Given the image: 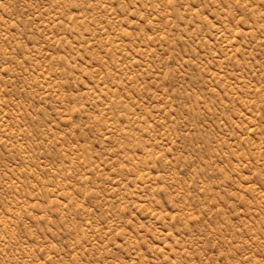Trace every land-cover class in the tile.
Returning a JSON list of instances; mask_svg holds the SVG:
<instances>
[{"label":"rangeland","instance_id":"374dc122","mask_svg":"<svg viewBox=\"0 0 264 264\" xmlns=\"http://www.w3.org/2000/svg\"><path fill=\"white\" fill-rule=\"evenodd\" d=\"M0 264H264V0H0Z\"/></svg>","mask_w":264,"mask_h":264}]
</instances>
